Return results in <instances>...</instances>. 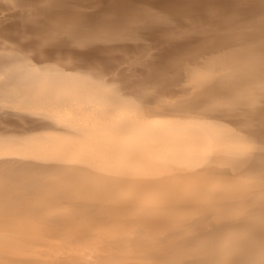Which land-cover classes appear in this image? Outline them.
Instances as JSON below:
<instances>
[{"label": "bare ground", "instance_id": "bare-ground-1", "mask_svg": "<svg viewBox=\"0 0 264 264\" xmlns=\"http://www.w3.org/2000/svg\"><path fill=\"white\" fill-rule=\"evenodd\" d=\"M0 264H264V0H0Z\"/></svg>", "mask_w": 264, "mask_h": 264}]
</instances>
